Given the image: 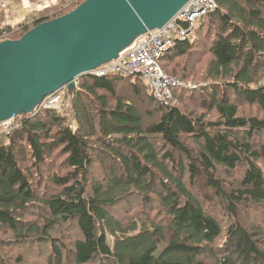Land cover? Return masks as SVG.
<instances>
[{
	"label": "trees",
	"instance_id": "obj_1",
	"mask_svg": "<svg viewBox=\"0 0 264 264\" xmlns=\"http://www.w3.org/2000/svg\"><path fill=\"white\" fill-rule=\"evenodd\" d=\"M85 1L0 27V41ZM213 1L159 61L194 86L172 102L139 77L88 75L60 111L0 137V264L6 243L17 264H264V0Z\"/></svg>",
	"mask_w": 264,
	"mask_h": 264
},
{
	"label": "water",
	"instance_id": "obj_2",
	"mask_svg": "<svg viewBox=\"0 0 264 264\" xmlns=\"http://www.w3.org/2000/svg\"><path fill=\"white\" fill-rule=\"evenodd\" d=\"M191 0H86L0 41V124L34 113L46 97L118 61L149 33L162 30Z\"/></svg>",
	"mask_w": 264,
	"mask_h": 264
},
{
	"label": "built area",
	"instance_id": "obj_3",
	"mask_svg": "<svg viewBox=\"0 0 264 264\" xmlns=\"http://www.w3.org/2000/svg\"><path fill=\"white\" fill-rule=\"evenodd\" d=\"M8 4V0L1 1L0 12L5 11ZM215 8L216 5L213 0H191L162 30L149 33L121 59L103 66L90 75L103 77L112 74L139 77L148 87L151 96L161 103L171 102L173 89L180 87L192 89L194 86L167 76L161 69L159 61L162 55L175 44L176 38H186L190 34V28H181L182 23H189L192 26L198 19ZM4 26L0 19V27ZM66 95L67 89H60L46 97L40 108L60 111ZM13 128V121L1 123L0 137L3 134H9Z\"/></svg>",
	"mask_w": 264,
	"mask_h": 264
},
{
	"label": "crops",
	"instance_id": "obj_4",
	"mask_svg": "<svg viewBox=\"0 0 264 264\" xmlns=\"http://www.w3.org/2000/svg\"><path fill=\"white\" fill-rule=\"evenodd\" d=\"M3 0H0V2ZM5 11L0 12V19L5 26L16 27L24 23L29 17L41 14L46 9H51L61 3L66 5L73 0H8Z\"/></svg>",
	"mask_w": 264,
	"mask_h": 264
},
{
	"label": "rangeland",
	"instance_id": "obj_5",
	"mask_svg": "<svg viewBox=\"0 0 264 264\" xmlns=\"http://www.w3.org/2000/svg\"><path fill=\"white\" fill-rule=\"evenodd\" d=\"M215 3V2H214ZM183 61V60H182ZM182 61H180L182 63ZM210 62V57H205V59H203L202 61H200V64H197L196 67L194 69H189L188 70V73H190V75L192 74H196V79L200 80V78H202L201 74L204 72V71H201L200 69L201 68H204V70L207 68V65L208 63ZM264 70V69H263ZM202 72V73H201ZM189 76V74H188ZM187 77V76H186ZM171 78V77H170ZM188 78H192L193 77H188ZM172 79H178L180 80L181 82L185 83V84H191L185 80H183L181 77H175V78H172ZM262 82H264V79L262 80ZM197 84V83H196ZM193 85V84H192ZM172 102V101H171ZM170 103V102H169ZM248 109V107H245V106H242V110H246ZM202 112H206V111H202ZM10 249L8 252L7 250ZM1 250L3 251L4 254H6V256H8V261L10 262V264H17V259H19L20 257L22 259H25V256L26 255H21L22 254V250L19 249L16 245H14L13 243H6V244H3L1 246ZM23 253H26L23 249ZM27 258H36V257H32L30 256L29 254H27ZM31 259H28L26 261H29ZM28 264V263H27Z\"/></svg>",
	"mask_w": 264,
	"mask_h": 264
},
{
	"label": "bare ground",
	"instance_id": "obj_6",
	"mask_svg": "<svg viewBox=\"0 0 264 264\" xmlns=\"http://www.w3.org/2000/svg\"><path fill=\"white\" fill-rule=\"evenodd\" d=\"M211 63V62H210Z\"/></svg>",
	"mask_w": 264,
	"mask_h": 264
}]
</instances>
